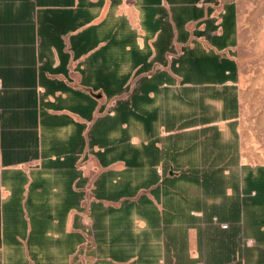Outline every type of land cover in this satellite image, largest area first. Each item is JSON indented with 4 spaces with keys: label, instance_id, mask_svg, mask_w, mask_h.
Segmentation results:
<instances>
[{
    "label": "crops",
    "instance_id": "obj_1",
    "mask_svg": "<svg viewBox=\"0 0 264 264\" xmlns=\"http://www.w3.org/2000/svg\"><path fill=\"white\" fill-rule=\"evenodd\" d=\"M237 45L234 0H0V264H264Z\"/></svg>",
    "mask_w": 264,
    "mask_h": 264
},
{
    "label": "rangeland",
    "instance_id": "obj_2",
    "mask_svg": "<svg viewBox=\"0 0 264 264\" xmlns=\"http://www.w3.org/2000/svg\"><path fill=\"white\" fill-rule=\"evenodd\" d=\"M238 13V116L242 157L264 164V0H234ZM114 101L109 102L113 105Z\"/></svg>",
    "mask_w": 264,
    "mask_h": 264
},
{
    "label": "built area",
    "instance_id": "obj_3",
    "mask_svg": "<svg viewBox=\"0 0 264 264\" xmlns=\"http://www.w3.org/2000/svg\"><path fill=\"white\" fill-rule=\"evenodd\" d=\"M227 225L226 224H222V227L225 228Z\"/></svg>",
    "mask_w": 264,
    "mask_h": 264
}]
</instances>
